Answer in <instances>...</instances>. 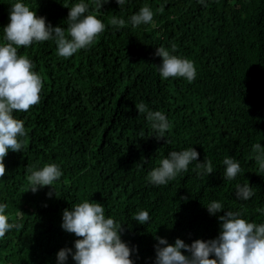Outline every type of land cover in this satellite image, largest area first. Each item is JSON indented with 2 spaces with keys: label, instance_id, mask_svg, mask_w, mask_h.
Segmentation results:
<instances>
[{
  "label": "trees",
  "instance_id": "trees-1",
  "mask_svg": "<svg viewBox=\"0 0 264 264\" xmlns=\"http://www.w3.org/2000/svg\"><path fill=\"white\" fill-rule=\"evenodd\" d=\"M15 2L0 0V43ZM20 2L66 29L68 8L81 0ZM145 5L153 22L133 27L130 17ZM114 15L126 25H109ZM97 18L105 31L69 58L58 56L52 40L18 49L32 60L43 88L39 104L14 112L28 134L22 151L9 150L4 160L0 204H8L9 222L21 227L0 238V264H58L57 252L75 251L78 239L62 229L63 211L85 199L122 223L133 264H154L156 237L169 244L216 238L225 211L243 208L249 222L264 223L256 211L264 208V172L252 151L254 143L264 146V0H125L122 7L111 0ZM173 44V54L194 62L192 82L159 74L156 48L171 51ZM140 102L167 116L164 139L153 137L146 113L135 108ZM189 147L199 161L211 160L212 174L197 175L194 161L167 185L148 181L169 152ZM225 156L241 166L235 179L223 178ZM46 163L58 164L61 178L53 189L26 191L28 169ZM244 183L254 192L247 201L235 196ZM214 200L224 209L210 215L206 206ZM139 210L148 211L146 224L134 219ZM64 264L75 261L69 255Z\"/></svg>",
  "mask_w": 264,
  "mask_h": 264
},
{
  "label": "clouds",
  "instance_id": "clouds-1",
  "mask_svg": "<svg viewBox=\"0 0 264 264\" xmlns=\"http://www.w3.org/2000/svg\"><path fill=\"white\" fill-rule=\"evenodd\" d=\"M111 0H91L88 3H75L67 14L66 29L52 26L43 16H38L35 10L16 0L9 10V22L3 26V43H0V178L7 170L4 160L9 150L21 152L25 147L22 137L27 136L24 121L14 116V112H27L32 106L40 103L43 80L34 71L32 60L18 53L20 47H29L34 42L54 41L57 54L69 58L81 49H86L95 43L105 31V23L97 18L103 5ZM204 0H200L203 3ZM118 6H123L125 0H115ZM163 13V6L157 9ZM154 13L145 5L130 17L133 27L151 24ZM108 24L121 28L126 25L123 18L112 16ZM172 50L161 46L156 48L155 55L161 58L159 74L162 78H184L192 82L197 75L194 62L188 58L173 54ZM139 113H146L156 132L155 139H164L165 132L170 128L167 116L161 111H150L143 102L135 105ZM252 151L259 166V172H264V146L254 143ZM199 153L193 147L181 151H171L162 158L159 166L148 173V181L154 185H167L178 174L188 171V166L196 162L194 171L200 176L213 173L211 160L199 161ZM225 165L224 179L232 180L241 173L242 169L237 160L231 156L223 159ZM27 180L29 187L35 193L38 187L53 186L54 182L63 175L56 163H46L39 169L29 168ZM53 189V187H52ZM254 195L249 183L237 184L235 196L238 200L247 201ZM7 203L0 204V238L13 229H19V223H10L6 214ZM210 215H215L224 209L219 201H212L207 206ZM257 212L264 213V208H257ZM246 209L240 211H225L218 217L221 221L219 235L210 240H193L186 244L176 238L174 244H169L166 238L156 237L154 264H264V223L249 222L244 218ZM134 219L146 224L150 217L146 210H139ZM61 227L64 231L74 234L78 239L74 241V249L62 248L57 252L58 264H64L71 255L75 264H133L131 254L134 249L129 248L120 236L124 231L122 223L111 216L105 215L104 206L94 200L85 199L76 203L71 210L64 209ZM162 245V247H161ZM184 251H181V250ZM188 253V255L185 254Z\"/></svg>",
  "mask_w": 264,
  "mask_h": 264
}]
</instances>
